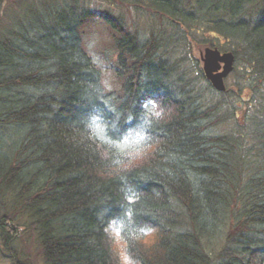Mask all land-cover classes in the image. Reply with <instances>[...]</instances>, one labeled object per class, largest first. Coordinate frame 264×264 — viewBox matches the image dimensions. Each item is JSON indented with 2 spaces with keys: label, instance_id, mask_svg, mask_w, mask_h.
<instances>
[{
  "label": "trees",
  "instance_id": "trees-1",
  "mask_svg": "<svg viewBox=\"0 0 264 264\" xmlns=\"http://www.w3.org/2000/svg\"><path fill=\"white\" fill-rule=\"evenodd\" d=\"M90 1L0 0L1 250L12 264H30L19 240L36 244L40 264H120L104 227L131 185L134 226L155 229L152 247L128 240L136 263L264 264V0H109L104 12ZM96 18L113 33L114 112L91 92L102 74L83 30ZM202 46L235 56L224 92ZM148 99L168 116L122 181L81 121L119 116V139Z\"/></svg>",
  "mask_w": 264,
  "mask_h": 264
},
{
  "label": "clouds",
  "instance_id": "clouds-1",
  "mask_svg": "<svg viewBox=\"0 0 264 264\" xmlns=\"http://www.w3.org/2000/svg\"><path fill=\"white\" fill-rule=\"evenodd\" d=\"M89 48H92V44H89ZM88 54L92 57V62L105 75V78L101 79L97 85L91 86V92L109 111L114 112L115 109L111 108L105 96L112 89L111 79L100 58L91 51ZM141 107L142 112L136 126L119 139H115L111 134L118 127L119 116L115 117L113 121H108L101 111L94 110L85 115L81 121L87 140L95 145V150L100 158L109 162V174L119 177L122 181L124 174L129 172L155 146L152 128L168 116V113L156 100L148 99ZM135 118L129 114L126 117V122L130 123ZM122 191L128 207L123 209L122 216L108 220L104 232L108 240L119 249L121 264H135L127 254L128 240L131 239L141 245H149L154 242L155 229L152 226H134L132 205L138 201L139 193L131 185H126ZM106 214L107 209L100 213L98 218L103 219Z\"/></svg>",
  "mask_w": 264,
  "mask_h": 264
},
{
  "label": "rangeland",
  "instance_id": "rangeland-1",
  "mask_svg": "<svg viewBox=\"0 0 264 264\" xmlns=\"http://www.w3.org/2000/svg\"><path fill=\"white\" fill-rule=\"evenodd\" d=\"M102 1L100 0L90 1L92 2L91 7L92 10H94V12L109 11L108 10V7L110 6L109 3H114L113 1H109V0H102ZM89 44H92L91 49L89 48ZM83 45L88 53L89 51H91L97 57L100 58V60L103 62L105 71L108 73L111 79V83H112L111 91L117 90L120 87V84L116 76V71L113 70V65L116 64L117 57L114 52L113 33L110 30V28L103 21L96 18L93 22L89 23L88 26H86L85 29L83 30ZM206 48L209 47L202 46L201 48L197 49L196 55L200 57V54L204 52ZM101 74H102V79H104L105 78L104 72L101 71ZM216 245L217 244L215 242L214 245L210 247V251L214 256L217 255L218 252L220 251V248H218V246L220 245L218 246ZM144 246L152 247L153 244L151 243L149 245H144ZM16 248H17V252L22 253L23 257L30 260V264H40L38 247L36 246V244H34V242L19 240L17 241ZM1 249L2 247L0 245V264H12L9 258L6 256V254L3 253ZM114 254L118 262L121 264L119 258V249H117L115 245H114ZM130 258L135 262V264H138L131 256Z\"/></svg>",
  "mask_w": 264,
  "mask_h": 264
},
{
  "label": "water",
  "instance_id": "water-1",
  "mask_svg": "<svg viewBox=\"0 0 264 264\" xmlns=\"http://www.w3.org/2000/svg\"><path fill=\"white\" fill-rule=\"evenodd\" d=\"M201 61L207 79L217 91L224 92L226 90L225 80L234 71L236 61L234 54L222 53L218 48H206L201 53Z\"/></svg>",
  "mask_w": 264,
  "mask_h": 264
},
{
  "label": "bare ground",
  "instance_id": "bare-ground-1",
  "mask_svg": "<svg viewBox=\"0 0 264 264\" xmlns=\"http://www.w3.org/2000/svg\"><path fill=\"white\" fill-rule=\"evenodd\" d=\"M205 4H206L207 6H210V7L213 5V3H212L211 0L206 1Z\"/></svg>",
  "mask_w": 264,
  "mask_h": 264
}]
</instances>
